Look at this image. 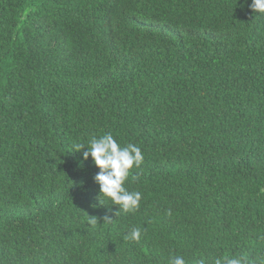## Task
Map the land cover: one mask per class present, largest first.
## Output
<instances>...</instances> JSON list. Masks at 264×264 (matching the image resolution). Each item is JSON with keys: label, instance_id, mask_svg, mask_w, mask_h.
I'll list each match as a JSON object with an SVG mask.
<instances>
[{"label": "trees", "instance_id": "obj_1", "mask_svg": "<svg viewBox=\"0 0 264 264\" xmlns=\"http://www.w3.org/2000/svg\"><path fill=\"white\" fill-rule=\"evenodd\" d=\"M251 3L0 0V264H264ZM109 132L144 155L124 184L139 207L117 215L73 150Z\"/></svg>", "mask_w": 264, "mask_h": 264}, {"label": "clouds", "instance_id": "obj_2", "mask_svg": "<svg viewBox=\"0 0 264 264\" xmlns=\"http://www.w3.org/2000/svg\"><path fill=\"white\" fill-rule=\"evenodd\" d=\"M249 7L255 13L264 14V0H252ZM83 149H86L82 152L83 159L87 160L91 157L94 165L99 169L94 181L99 185L100 202L119 206L116 215L120 212L127 213L138 209L142 193L139 191L129 192L124 184L128 180L130 171L133 168L139 169L143 164L144 155L141 148L132 143L121 146L109 132L100 137L93 136L87 145L79 142L73 145V150L81 151ZM96 220L95 218L92 222L95 223ZM141 235V228L135 227L125 234L124 239L138 242ZM170 264H187V262L183 256H172ZM200 264H204V262L201 261ZM215 264H248V261L243 256H232L216 259Z\"/></svg>", "mask_w": 264, "mask_h": 264}]
</instances>
